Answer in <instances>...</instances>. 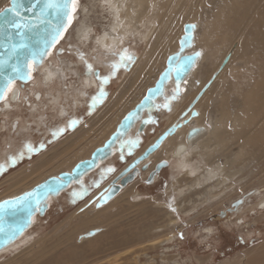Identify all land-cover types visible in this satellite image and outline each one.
Wrapping results in <instances>:
<instances>
[{
  "label": "rangeland",
  "instance_id": "rangeland-1",
  "mask_svg": "<svg viewBox=\"0 0 264 264\" xmlns=\"http://www.w3.org/2000/svg\"><path fill=\"white\" fill-rule=\"evenodd\" d=\"M93 1L77 0L76 11L72 13V23L64 32L60 43L52 49V55L44 59L45 64L51 63L57 66L59 63L60 66L59 58H61L62 67H66L65 64L70 62L71 64L66 67L70 71L63 69L65 80L57 77L53 79L55 81L45 86L40 83L37 70H33L32 80L34 79L33 82L37 85L31 86L30 81L21 88L17 84L20 102L11 110L0 112V149L6 148L5 141L10 140L9 135L13 144L7 149L4 170L0 171V201L8 193H23L28 191L32 184H38L44 178L61 172L62 170L57 168L61 162L68 163L74 159V155L81 156L89 146H95L105 133V129L113 125L122 115L120 112H123L124 107L143 93L142 88L150 82L149 79L156 71L154 68L149 76L145 74L136 83L134 89L128 90L132 82V75L129 74L132 65L135 61L144 59L141 54L147 44L138 33L144 32L142 30L145 28L136 25L140 31H134L133 26L123 23L128 32L123 41L114 49L102 48L94 39L103 32L110 31L114 17L107 9V5L103 7L97 1L93 5ZM7 4L5 1L0 5V9ZM81 6L88 7L87 13L81 10ZM208 6V10H211V3ZM84 16L92 30L90 37L81 42L75 38L74 30ZM67 45H70L69 48ZM191 46L196 47L202 54L196 64L197 76L191 74L185 79L184 84L180 85L183 91L171 100L169 108L156 106L157 108L155 107L151 112L144 111L142 117H148L150 120L142 132L137 133L134 127L121 146L119 144L114 147L111 155L102 163L99 162V166L94 171L87 173L57 197L49 198L44 215H33L30 227L15 240L14 246L0 252V264H72L71 261H74L73 264L88 262V264H264V207H261L262 204L257 205V202L264 198V146L261 145L252 148L254 151L252 157L246 155L234 163L228 172H224L221 170V166L224 165L222 156L215 154L216 157L209 158L204 165L199 156L191 153L196 146L192 144L188 148V152L192 155L188 166L190 172H193L191 174L187 173L186 169L175 170L176 159L169 156L172 153V144L167 142V147H160L156 157L150 158L148 170L140 168L142 162L136 166L129 174L126 185L120 187L114 200L101 207L92 206L73 221H68L69 215L79 205L116 175L142 147L166 127L176 114L174 113L176 109L184 105L188 92L195 89L204 75L209 74L220 62L219 53L214 52L213 49L214 55H211L206 54L209 50L202 49L195 41ZM58 47L63 48V52L56 55L55 50ZM123 49L127 50L125 55H130L132 59L121 63L117 54ZM81 53L84 60L97 71L96 75H93L95 86H84L80 83L88 73L84 60L78 58ZM78 59L80 62L77 63ZM113 63L120 64L114 73L111 68ZM240 64L241 61H236L234 66ZM250 65L241 70L227 72L223 82L231 80L238 92H243L252 83L255 74ZM74 70L76 73L73 72ZM97 76L110 78L102 83ZM173 86L170 85L166 89L164 97L158 100L159 105L165 102V97L172 95L175 89ZM29 87L30 90L40 89L43 93L42 103H39L38 108L33 112L34 116H31L28 105H25L27 100H24V96H28V101L37 102ZM101 88L104 92L103 96L99 95ZM76 89H83L85 92L77 96ZM47 90L52 95L59 94L60 98L54 102L55 104L49 102L51 95L46 93ZM126 90L123 99L113 105ZM93 96L97 97L98 102L92 101ZM75 98L78 99L77 104L74 103ZM59 104L65 109L62 117L57 115ZM232 109L236 107L233 106ZM184 114L186 111L181 115ZM40 115L43 119L36 126L32 120ZM214 116V99H211L204 121L211 125ZM14 120H18L20 125L23 122L30 124L31 129L28 132L20 129L16 132L17 130L11 126ZM70 120L78 122L68 127ZM138 121L139 119L136 120L135 125ZM60 122H66L67 125L60 128L64 129L63 132L53 137L52 133L59 131L55 126ZM83 136L84 139L79 140ZM181 138L182 136L179 135L178 139ZM26 139L31 140L29 144L36 151L29 153L26 150H16V144ZM130 140H137L138 143L135 146L126 143ZM41 144L44 145L43 148L40 147ZM66 148L68 150L64 152ZM228 150L233 152L237 147L232 145ZM20 152L24 153L23 158L12 163L9 157H15ZM161 161H165L166 164L156 171L149 182L148 178L153 174L155 167L152 170L151 168ZM41 162L44 163L39 164ZM198 162L201 163L200 168L193 171L192 168ZM36 166H41L39 173H43L42 178L37 172H33ZM107 168H112L114 171L105 173L104 170ZM55 170V173L48 174L49 171ZM208 170L212 171V177L206 181L203 179L194 191L192 190L188 195L187 191L179 192L180 185L190 183L196 175L203 174L205 178L204 175L209 172ZM38 177L40 179L36 182ZM220 179L224 182H220ZM25 185H28L27 188H22ZM204 186L206 189L211 188L208 193ZM74 192H82L83 195L74 197ZM239 200L241 202L236 205L239 208L234 211L233 208L236 206L233 203ZM79 223H82L81 231L76 226ZM97 225L101 227L100 232L84 240L85 234H89L88 231Z\"/></svg>",
  "mask_w": 264,
  "mask_h": 264
},
{
  "label": "bare ground",
  "instance_id": "bare-ground-1",
  "mask_svg": "<svg viewBox=\"0 0 264 264\" xmlns=\"http://www.w3.org/2000/svg\"><path fill=\"white\" fill-rule=\"evenodd\" d=\"M5 1H7L8 3V0H0V5L3 4ZM95 1H97L98 4L103 7L107 5L109 7V8L107 7V9L111 11L114 17L113 24L110 25L111 27L109 26L110 31L103 32L101 35L95 37L94 39L96 43L100 45L102 48L106 50L114 49L117 47L118 44L121 43V41H123L124 36L127 35L128 33L123 23H125L127 26L130 25L133 26L134 31L135 30L140 31L139 29H137L138 26L145 28V30H142L144 32L138 33L141 34V37L146 40V44H147L141 54L144 59H142L143 61L139 59L135 61L134 64L132 65L129 73L132 75V82L129 85L128 90L131 88L134 89L136 83L145 74L149 76V74L152 73L154 68H156V71L154 72L151 79H149L150 82L144 87L142 86L143 93L139 96H136L135 99L131 103H129L128 106L124 107V109L122 110L123 112L122 113L120 112V114L122 115L117 119V121L113 125L105 129L106 131L101 137V139L98 140L99 142L95 146H89L87 149L88 151L87 150L84 151V153L81 156L74 155V159L72 161L68 163L61 162L58 165L59 167H57L59 168V170H62L61 172L70 171L76 162L88 158L94 149L101 147L103 145V142L114 131L116 125L124 116V114L129 109H131L136 103L140 101L146 90L154 84L159 73L165 67L167 56L178 50L179 39L183 34V26L185 23H191L194 25L191 45L195 41V43L201 45L200 47L202 49L209 50V52H206V54L208 53L214 55V52L219 53L218 57L220 58V62L209 74L204 75V77L197 83L195 89L190 90L191 87L188 89V91L189 90L190 91L186 95V98L184 100V105L182 106L179 105L180 107H178L174 112L176 114L173 115V118L169 121L166 127H164L161 130V132H159L144 147H142L134 157L142 153L146 149V147H148L158 135H160L170 126H176L175 132L173 134L168 135L161 143L160 147L162 148L167 147L166 143L167 142H169V144L171 143L173 149L171 155L169 156L176 159L175 170L186 169L187 173H191L190 172L191 170L188 169V166L190 164L189 160L192 156L191 153H193V155L195 156H199L202 159L203 163L208 162L209 158L216 157L215 154H219L224 159V165L221 166V170L224 172H228L233 166V164L236 163L239 159H242L246 155L252 157L254 152L252 148L255 145L264 146V0H94L92 3L93 5L95 4ZM209 3H211L212 6L211 10H208ZM201 8H202V15H201ZM81 10L87 13L88 7L81 6ZM144 24L147 26H145ZM129 29L131 28L129 27ZM91 30L92 28L87 23L86 16H84L74 30L75 38L79 41L83 39L87 40L90 37L89 34ZM130 32H132V29L130 30ZM212 49L214 50V52L212 51ZM194 51H198L200 53V50H197L196 47L190 46L189 48H186L183 51V54L193 53ZM201 55L202 54L200 53V55L197 57L195 61V64L186 74L183 80L180 82V85H182V83L184 84L185 79L188 78L191 74L197 76L196 72L198 68L196 67V64L199 57H201ZM78 58H80V56ZM203 59H205V56H203ZM59 61L61 65L58 66L59 63H57V66H54L51 63L45 64L44 63L45 61L43 60V62L39 66H37L36 69H33V70H37V73L40 76L41 84L48 86V84L51 83L52 81H55L53 79L57 77L63 81L65 80V72L63 69L65 68L66 71H70V69H67L66 67H68L71 63L67 62L65 64L66 67H62L63 60L59 58ZM236 61H241V64L239 66H234V63ZM78 62H80L79 59L77 63ZM248 64H251L249 67L254 69L255 74L252 83H250V85L243 92L239 93L238 90L235 88L234 84L231 82V80L223 82V79L224 77H226L227 72L229 73V72L241 70L242 68L248 66ZM73 72L76 73V70H74ZM33 80L32 78L30 79L31 86L35 84ZM80 83L84 84V86L96 85V81L94 79L93 74H89V73L84 75L83 81ZM17 84L19 85L18 82H15V84L13 85L12 90L8 94V99L5 101L6 103L4 105L3 103H0V112L11 110L16 105V103L20 102V93ZM36 85L37 84H35V86ZM170 85H174L176 87V84L173 82L172 78L165 85L163 95L155 99L154 107L152 109L146 110L147 112H151L152 110L155 109L157 105H159L158 100L164 97L166 93V89ZM29 91L33 95L34 100H37V102L28 101V96H24L25 97L24 100L28 101L25 102V105H28V109L30 111L31 116H34L33 112L36 111V109L38 108V104L42 103L43 93L41 92L40 89L30 90V87H29ZM66 92L67 90L65 91V94ZM75 92L76 95L78 96L80 94H83L85 91L83 89L82 90L76 89ZM126 92L127 90L124 92L123 95H121L120 98H118L115 101V103L113 102L114 103L113 105H116L119 101H121ZM36 93L39 94L38 99L34 97V94ZM46 93L51 95L49 97V102L52 104H55L54 102H56L60 98L58 93L52 95L49 92V90H47ZM183 97H185L184 94ZM211 99H214L215 116L211 120V125H208L204 121V117H205V113L207 112V108L209 106ZM77 101L78 99L75 98L74 103L77 104ZM233 106L236 107V109L233 110L232 109ZM184 111H186V114L182 116L181 114H183ZM64 112L65 109L63 105L59 104L57 109V115L59 117H62ZM142 114L140 115L141 116L140 119L146 118L148 120V122L144 124V127L142 129L143 131L147 126V124L149 123L150 119L148 117H142ZM42 119H43L42 115H40L38 118L36 117V119H33L32 122L36 124V126H38L39 122ZM139 122L140 121H138L136 125L134 123L133 127L127 132L125 137L120 141L117 140L118 142H116V144L113 147H111V150L117 145L122 144L123 140L126 138L128 133L131 132L132 129H134V127H135V131L137 132V125L139 124ZM20 124L21 123H19L18 120H14L11 122V126L13 127V129L17 130L16 132H18L19 129L25 132H28L31 129V126L28 123L24 124L23 122L22 125ZM66 125H67L66 122H60L57 126H55V128H59V129L64 128ZM193 127H196L199 130L193 136L188 137L187 133L189 129ZM179 135L182 136L181 140L178 139ZM8 138H10V140L6 139L5 141L6 148H4V150L0 149V165L2 166L5 165L6 162L7 149L12 147L13 145L11 140L12 138L11 135H9ZM82 139H84V136L79 140ZM30 141H31L30 139H26L17 143L15 146L16 150L24 151L25 143L29 144ZM77 142L78 141H75V143ZM192 144H195L196 146H195V150L194 149L191 150L190 153L188 152L189 151L188 148ZM232 145H236L237 147L236 151L232 152L228 150L231 148ZM160 147L139 162V163L142 162L141 165L145 163L147 164L145 170L149 166L150 158L156 155ZM67 150L68 149L66 148L64 152ZM103 160L99 162H102ZM42 163L44 162H41L39 164ZM157 164L155 163L151 168V170ZM127 165L128 164L126 163L121 168V170L118 171V173L124 170ZM200 165H201L200 162L196 163V165L192 168V170L195 171V169L200 168ZM40 167L36 166L33 172H37L39 174V177L42 178L43 173L41 174L39 173ZM134 168H136V166ZM208 171L210 173L207 172L204 175L206 176L205 178H203V174L196 175L191 179L190 183H186V184L184 183L183 185H180L181 188H178L179 192L181 193L183 191H187L186 194L188 195L189 192H191L192 190L194 191L197 188V185H199L203 181V179L206 181L212 177V171L211 170ZM55 172L56 170L53 172L49 171L48 174H52ZM128 172H130V170ZM128 172L115 181V185H117L119 189L123 185H126L128 179L125 178L128 175ZM191 174H193V172ZM116 175H114L111 179H109V181L105 183L98 191H96L90 198H88L85 202L79 205L71 213V215H69L68 221H73L74 219H76V217L79 214L85 212L90 207L95 206L96 202L91 203L90 199H93V197H95V195L100 191L105 193L107 191L105 190V188H108L112 185L111 181ZM29 176H31V174H29ZM39 177L37 180H35L36 182L40 179ZM79 180H81V178ZM216 181L218 182V179ZM118 182H120V184ZM220 182L223 183L224 182L223 179L222 180L220 179ZM17 183L19 184L20 182ZM38 184L35 183L34 185L36 186ZM34 185L32 184L29 187V190H31ZM27 186L25 185L22 188H27ZM210 189L211 188L209 187L207 189L205 187V191L207 193L210 191ZM23 193H19V194L8 193V195L4 198L6 199L13 198ZM117 193H115L106 203L108 204L112 200H114ZM4 198L2 199L4 200ZM48 200L49 198L47 199V201ZM259 204H262L261 206L262 208L264 207V198L257 202V205ZM238 208L236 206L233 208V210L235 211ZM76 226L78 230H80L82 223L76 224ZM100 229L101 227L98 225L93 226L88 231L89 234H85L83 239L88 240V238L97 235L100 232ZM14 243L15 240L12 243H10L8 246L0 249V252L5 251L7 248H9L12 245L14 246ZM71 263L73 264L74 261H71Z\"/></svg>",
  "mask_w": 264,
  "mask_h": 264
},
{
  "label": "water",
  "instance_id": "water-1",
  "mask_svg": "<svg viewBox=\"0 0 264 264\" xmlns=\"http://www.w3.org/2000/svg\"><path fill=\"white\" fill-rule=\"evenodd\" d=\"M18 2L22 5L20 9V12H21L20 22L24 23L25 25H30V24L37 25L36 27H29L24 30L25 42H27L30 47H33V48L38 47L39 46L38 42L47 33V31L52 28L53 25H56L57 23H61V22L63 24H67L68 22L67 16H63L61 20V17L59 15L55 14L53 10L49 9L46 12V14L43 17H41V19L44 20V23H39V21L37 20V14L44 7V0H40L39 3H36V0H18ZM11 6H12V0H8V4L4 6L2 9H6ZM27 9H31V11H27ZM12 19H14V17L9 12L0 14V58H6L11 52L12 45L19 42L21 39V37L17 35L16 29L11 27V25L9 24V21ZM190 25H193V24L191 23L184 24L183 34L181 35L179 39V48L177 51L167 56L165 67L159 73L154 84L146 90V92L144 93L140 101L136 103L131 109H129L124 114V116L121 118V120L116 125L114 131L103 142V145L101 147L94 149L88 158L82 159L76 162L70 171H63V172L58 173L57 175L50 176L46 178L44 181H42L41 183H39L38 185L34 186L31 190L27 191V192H36L39 198L41 199V207L39 211L35 210V197L33 198V202H32L31 215H29V212L25 209H16V210L0 209V228L5 229V231L0 232V249L8 246L10 243L16 240L19 236H21L22 233L26 229H28V227H30L31 219L34 214H37L40 216L44 215L46 209L48 208V203H47L48 198H54L58 196V194L65 191L73 184L77 183L78 180L82 178L86 173L90 172L91 170L94 171L95 167L97 168L98 162L105 159L107 156L110 155L111 147H113L116 144V142L122 140L125 137L127 132L133 127L137 119H139L140 121L139 124L137 125V133H140L142 131L144 124L148 122V120L146 118L140 119V115L144 111L152 109L154 107L155 99L163 95L164 87L171 78L173 79V82L176 84V79L172 75H170L168 79L162 80V74H164L169 69L170 64L174 63V61H170L169 58L176 57L177 55L188 57L198 52V51H194L193 53L183 54V51L186 48H189L191 46L192 35H193L192 32H193L194 27H189ZM186 36L189 38L190 43L188 42V40H186L183 50H181V40L182 38H185ZM67 47L69 48V45H67ZM62 49L63 48L61 47L56 48L55 54L56 55L61 54ZM12 59L13 61H15L16 57L13 56ZM196 59L193 61L192 66L187 68L180 82L183 80L186 74L193 67ZM36 67L37 66H35L33 69H36ZM94 72L96 73L97 71L94 70ZM15 82H18L19 86L22 88L23 85L26 84L27 82H30V80H27L26 82L16 80ZM158 86L161 88L162 94L153 95L150 92V90L155 89ZM34 97L38 99L39 94L38 93L34 94ZM145 97H151V99L146 101ZM5 103L6 102L4 101L3 105ZM126 117H131V119H126ZM13 126H14V123H13ZM175 129H176V126H170L168 129H166L160 135H158L154 139V141L148 147H146V149L142 153H140L136 157H133L129 162H127L128 165L126 166V168L122 170L121 172H119L112 179L111 181L112 185L108 188H105V190H107L105 193L100 191L99 193L95 195V197H93V199H90V202L91 203L96 202L95 207H100L102 204L106 203L115 193H117L119 189V187L115 185V181L121 176H123L125 173H127L129 170H132L135 166H137V164L141 160L146 158L150 153L158 149L161 143L164 141V139L168 135L173 134L175 132ZM198 130L199 129L196 127L189 129L187 133L188 137L193 136L195 133L198 132ZM153 145H158V146L154 148ZM120 146H118V148H120ZM165 164H166L165 161H161L156 165V168H159L160 166L165 165ZM146 167H147V164L145 163V164H142L140 168L142 170H145ZM55 178H59L61 181H63L62 186L59 188V191L51 192L45 195L46 189H43L40 186L53 184L55 182ZM25 193L18 195L16 197L23 196ZM11 199L12 198H8L2 201H7ZM239 202H241V200L233 203V205L236 206ZM21 226L23 227V231L22 232L18 231L13 235L12 229L19 228ZM9 237L11 238L9 239Z\"/></svg>",
  "mask_w": 264,
  "mask_h": 264
},
{
  "label": "snow or ice",
  "instance_id": "snow-or-ice-1",
  "mask_svg": "<svg viewBox=\"0 0 264 264\" xmlns=\"http://www.w3.org/2000/svg\"><path fill=\"white\" fill-rule=\"evenodd\" d=\"M40 0H36V3H39ZM77 0H44V7L41 11L37 14V20L39 23H44V20L41 19L46 12L50 9L53 12L61 17L67 16L68 22L67 24L57 23L53 25L50 30L42 37V39L38 42V47L33 48L30 47L27 42H25L24 38V30L29 27H36V24L25 25L24 23L20 22L21 12L20 9L22 5L18 2V0H12V6L6 9H0V14L5 12H9L12 14L14 19L9 21L11 27L15 28L17 31V35L21 37L20 41L13 44L11 47V52L6 58H0V103H3L8 99V94L12 90L13 85L15 84L16 80H20L22 82H26L32 78L33 68L38 66L40 63L43 62L46 56L52 55V49L56 47L57 44L60 43L61 39L64 36V32L67 31L68 26L72 23V13L76 11ZM35 6V5H33ZM27 11H31V9H27ZM189 27H194V25H190ZM188 40L190 43L189 38L186 36L181 40V50H183L184 44ZM127 52L126 49H123L121 53L118 54L119 61L122 63L124 61H130L132 57L130 55H125ZM200 55L199 52L194 53L192 56L184 57L177 55L176 57H170V61H174V63L170 64L169 69L162 74V80L168 79L170 75L174 76L176 79V87L173 90V93L169 97H165V102L162 105H157V107H163L165 109L169 108L171 100L175 99L177 94L183 89L180 88V80L182 76L185 74L188 67L192 66L193 61ZM13 56L16 57L15 61H13ZM80 59L84 60L83 54H80ZM85 68L87 69L89 74L96 75L94 72L92 65L89 64L86 60H84ZM120 67L119 63H113L111 68L113 73L115 70ZM110 77H99L97 79L100 80L102 83L105 82ZM150 92L153 95L162 94L161 88L158 86L155 89H151ZM100 96L104 95V92L101 88ZM94 103L98 102L96 96L91 97ZM151 97H145V100H150ZM143 103V102H142ZM126 119H131V117H126ZM78 121L70 120L68 122V127L74 126ZM64 129H59L58 132H53V137L59 135V133L63 132ZM126 143H130L132 146H135L138 141L137 140H130ZM43 144L40 145L43 148ZM158 145H153V147H157ZM24 149L31 153L36 151V149L28 144L25 143ZM24 153L20 152L15 157H9V160L12 163H15L16 160L23 158ZM3 166L0 165V171H3ZM114 169L107 168L104 170L105 173L112 172ZM63 181L59 178H55V182L51 185H43L40 186L43 189H46L45 195L51 192L59 191V188L62 186ZM83 193H73L74 197L82 196ZM35 197V210L39 211L41 207V199L37 195L36 192H27L23 196L20 197H13L11 200L7 201H0V209L4 210H16V209H25L31 215L32 211V202L33 198ZM5 231V229L0 228V232ZM22 232L23 227L14 228L12 229L13 235L16 232ZM11 237H9L10 239Z\"/></svg>",
  "mask_w": 264,
  "mask_h": 264
},
{
  "label": "flooded vegetation",
  "instance_id": "flooded-vegetation-1",
  "mask_svg": "<svg viewBox=\"0 0 264 264\" xmlns=\"http://www.w3.org/2000/svg\"><path fill=\"white\" fill-rule=\"evenodd\" d=\"M162 166H160L159 168H156V166H155L154 171H152L153 174H151L150 177L148 178L149 182L152 180V177H154V174L156 173V171H159L162 168ZM134 170H135V168L133 170H130V172H128V175L126 176L125 179H128L129 178V174H131V172L134 171ZM118 183L120 184V182H118Z\"/></svg>",
  "mask_w": 264,
  "mask_h": 264
}]
</instances>
